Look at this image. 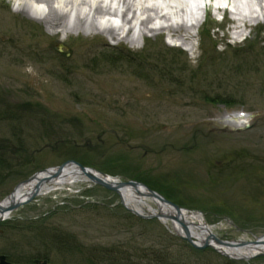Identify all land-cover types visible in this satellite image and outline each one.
<instances>
[{"label": "rangeland", "instance_id": "1", "mask_svg": "<svg viewBox=\"0 0 264 264\" xmlns=\"http://www.w3.org/2000/svg\"><path fill=\"white\" fill-rule=\"evenodd\" d=\"M204 1L210 5L195 29L191 52L166 31L140 39L139 28L132 32L137 42L121 44L100 35L65 37L63 32L42 40L51 34L43 23L20 11L17 0H0V111L10 105L19 114L13 115L19 117L14 121L0 119V144L14 149H5L9 163L17 156L29 162L17 176L7 172L0 202L33 174L74 160L64 157L70 155L72 143L71 155L78 152L94 159L85 166L121 181L141 182L133 174L151 180L158 186L154 190L165 197L164 193L172 194L170 200L201 216L224 241L264 237V123L258 120L240 132L220 131L225 113L256 117L246 118L243 127L264 118V54L259 49L264 47V17L235 28L229 0ZM242 8L248 16L250 9ZM248 48L251 62L232 57ZM103 53L116 58L120 54L129 62L107 61ZM216 93L238 103L227 107ZM34 104L46 108L50 116L38 107L31 109L36 117L17 108ZM42 115L52 127L50 138L42 136L46 132ZM54 132L64 139H52ZM19 141L29 152L16 150ZM32 151L37 153L30 155ZM147 200L159 209L151 197ZM67 205L71 207L66 211L58 209ZM123 213L138 222L131 221V228L130 221L122 219L120 224ZM139 213L130 211L117 193L79 181L37 196L8 219L56 222L94 246L118 243L123 250L134 240L139 243L135 247L147 253H185L189 243L175 231L171 219L164 222ZM30 239L0 229V256L14 263L9 256L13 252L15 259L49 252L50 264H84L78 251L58 252L49 241ZM192 240L197 243L195 237ZM193 248L201 251L196 257L203 264H264V254L237 259L210 246Z\"/></svg>", "mask_w": 264, "mask_h": 264}, {"label": "bare ground", "instance_id": "2", "mask_svg": "<svg viewBox=\"0 0 264 264\" xmlns=\"http://www.w3.org/2000/svg\"><path fill=\"white\" fill-rule=\"evenodd\" d=\"M229 1L234 9L235 28L259 20L261 15L264 17V0H256L255 5L251 2L241 3L242 0ZM17 4L26 16L43 23L51 31L50 35L41 36L42 40H49L51 36L63 32L65 37L100 35L104 40L107 37L121 44L125 40L137 42L138 38L145 39L147 33L156 35L166 31L169 36L188 45L191 52L195 51L191 40L197 34L193 30L201 23L206 10L203 5H210L205 4L204 0H17ZM242 6L250 9L248 16ZM137 28L139 36L136 39L132 32ZM243 32L241 30L240 34L243 35ZM243 117L241 113H225L223 121L227 125H232L235 120L240 124L239 120ZM55 172L56 168L39 172L33 180L20 184L14 195L3 201V207L7 209L12 202L24 201L34 193L42 196L79 181H92L88 174L73 164L65 166L58 175ZM148 193L144 187L125 186L121 189L122 200L130 209L160 215L164 222L172 215H179L180 223L173 222L172 225L181 236L189 234L199 244L209 242L218 251L235 258L249 259L264 254V237L258 243L241 240L232 245L217 244L211 237L213 231L201 216L184 210L179 213L168 204L152 198L159 207L156 209L149 204Z\"/></svg>", "mask_w": 264, "mask_h": 264}, {"label": "trees", "instance_id": "3", "mask_svg": "<svg viewBox=\"0 0 264 264\" xmlns=\"http://www.w3.org/2000/svg\"><path fill=\"white\" fill-rule=\"evenodd\" d=\"M262 43L260 42L259 45H261ZM261 50L260 53L264 54V47L259 48ZM241 53H234L232 57L238 58L241 61L244 62H249L250 60H248V57L250 58V56L252 54L251 53V48L248 49H242L240 51ZM104 58H106L105 60L107 61H118L120 60V62H129V59H125V57H122V55H118L119 58H116L114 55H106V54H102ZM112 56V57H111ZM121 58H123V60H121ZM251 62V61H250ZM139 68V66H138ZM140 69V68H139ZM205 72L208 73V71L206 70ZM223 77H227V75L223 76ZM228 80L227 78H225V81ZM220 93V92H219ZM219 93H216V98L218 102L223 101L222 103L227 106V107H232L235 104H237L235 101L231 102V101H227L224 98H221V95ZM242 104V103H240ZM6 109H1L0 111V119L1 120H8V121H14L15 119H18L19 117H14L13 115H19L16 112V108H11L10 105H6ZM32 107H38L40 109H42L44 111V113L48 116H50L48 113L49 111L44 108L41 105L38 104H34L31 105L30 107L24 106V105H18L17 108H20L21 110H23L28 116L30 117H36L33 114L34 111L31 110ZM27 109V110H26ZM16 113V114H15ZM46 115H42L43 121H42V125L44 128V132L42 134V136H47L49 134L50 131H52V127L49 128L48 125H46L45 123H47L45 117H47ZM27 116V117H28ZM29 117V118H30ZM46 119V120H45ZM48 124V123H47ZM50 129V130H49ZM51 134V132H50ZM49 134V135H50ZM54 136L53 138H56L57 141H62L64 138L60 137V136H56L55 132L53 134ZM18 137V136H17ZM51 137V135L49 136V138ZM44 139V137H42ZM68 139V138H65ZM60 144V143H59ZM72 144V143H71ZM71 144H69L70 146L68 147V149L71 150H67L70 155H64V157H68V158H72L74 160H77L79 162H81L84 165H91L93 164L92 162H94V159L92 158V156H90V158L87 157H83L81 156V154H79L78 152H76V154H72L73 152V145L71 146ZM17 146L23 148L24 145L22 144L21 141H19V143L17 144ZM5 148L9 147H5L4 145L0 144V185L2 186L3 184H5V179L7 178L8 174L7 172H12V177H14L15 175L17 176L20 171L19 169L21 167L24 168V166H28L29 162H19L16 158H15V162H8L7 161V156H6V152L3 150ZM87 153V152H85ZM88 155V154H86ZM63 157V158H64ZM14 163V164H13ZM13 164V165H12ZM101 170L112 174L111 170H107V169H102ZM5 171V173L3 172ZM135 177L138 180H141L142 182L146 183L147 185H149L151 188L153 189H158V186L154 185V183L151 180H148L144 177H141L138 174H133L131 175V177ZM166 195V197L171 198L172 194H167L164 193ZM173 199V198H171ZM75 206V205H73ZM90 206V205H88ZM71 206H65V207H60L58 209H63V210H67L68 208H70ZM124 215H120L119 218V222L121 224V220L124 219V221H130L127 222L128 223V228H131L134 226V224H132V226H130L131 221L132 223L135 222V220L138 222V220L136 218H134L133 215H130V213H123ZM116 216L113 218V215L111 217V219H115ZM120 224H117L116 227ZM0 229H5V231H9L11 234L12 233H24L26 236L30 235L31 239L30 240H34L37 242H40V240L42 242H44V244L49 241L53 244L54 248L57 249L56 251L58 252H64L67 253L69 252H73V251H78L80 252V259L84 264H120L123 262V264H195V260H196V255L201 252L197 249H194L193 247H191L189 244L185 243L184 246H186V250L184 251L185 253L180 255V253H173L171 252V254H166V255H158L155 253H147L146 250H143L141 248V246H137L135 247L137 244L136 241L131 240V241H127L125 243V249L121 250V248L119 247V244H111V245H105V244H99V245H90L87 242H82V239L76 235L74 232L68 230L66 231V229L63 227V225L59 224V223H53V222H43V223H39V222H32L29 220H25V221H5L3 223L0 224ZM142 235V234H141ZM44 240V241H43ZM84 241V240H83ZM140 248V249H139ZM136 249V250H133ZM49 251V249H48ZM141 251H143L144 253H142ZM140 252V253H139ZM189 253V254H187ZM11 257H13L15 262L14 263H21V262H27V261H31L34 258H43V259H47L48 261L51 260V254L49 252L47 253H39L36 256H34V258H28V259H15L16 256L13 253H10ZM186 258V259H185ZM9 259V257H8ZM31 259V260H30ZM10 260V259H9ZM196 264H203V262H200L199 259L197 258L196 260ZM234 264V263H232Z\"/></svg>", "mask_w": 264, "mask_h": 264}, {"label": "water", "instance_id": "4", "mask_svg": "<svg viewBox=\"0 0 264 264\" xmlns=\"http://www.w3.org/2000/svg\"><path fill=\"white\" fill-rule=\"evenodd\" d=\"M70 164H73V165H77L78 167L81 168V170L88 174L91 178V180L93 181V183H95L96 185H100L102 187H104L105 189L109 190V191H112V192H115V193H118V195H120L121 197V201L122 203H124V201L122 200V195H121V189L124 188L125 186H132L134 188H139V187H144L146 189H148V197H151L153 199H159L160 201L168 204L170 207H172L173 209L177 210V212L181 213V207L168 200L167 198H165L163 195H161L160 193H158L157 191L149 188L147 185H145L144 183H141L139 181H134V180H129V181H115V180H112L110 178V176H108L107 174H104L102 172H99V171H96L95 169L93 168H89V167H86L84 166L83 164H81L80 162L78 161H74V160H69V161H66L65 163L59 165L58 167H56V172L55 174L58 175L63 169L65 166L67 165H70ZM49 169H46L44 171H48ZM37 176V173L33 174L31 177H29L26 181H24L25 183H28L29 181L33 180L34 177ZM17 189V188H16ZM15 189V191H16ZM15 191L10 195L13 196ZM36 196V194H32L29 198H27L26 200L24 201H16V202H12L8 207L7 209H5L2 205V203H0V212H1V215H0V222L4 220V218L6 217L5 215L17 210L19 207L23 206L24 204H27L29 203L34 197ZM125 205V203H124ZM130 211H132L134 214L136 215H140L139 212H137L136 210H133V209H130ZM155 217H158V218H161L160 215H153ZM143 217V216H142ZM171 220H173L174 222H178L180 223V217L179 215L178 216H175V215H172V217H169ZM182 222V221H181ZM184 226V229L187 231V227L185 225ZM187 233V232H186ZM211 237L217 242V244H226V245H232L234 244L235 242H228V241H224L222 239H219L217 238L214 234L212 235L211 234ZM183 238L185 240H187L193 247L195 248H205V247H213L215 248L213 245H211L209 242H205V243H202V244H197L195 243L193 240H192V236H190L189 234H187L186 236H183ZM261 239H258L256 241H254V243H258ZM216 249V248H215ZM226 256L229 257V255L227 254H224ZM0 264H11L8 260H7V256L6 255H1L0 256ZM26 264H48V261L47 260H39V259H36L34 260L33 262H29V263H26Z\"/></svg>", "mask_w": 264, "mask_h": 264}, {"label": "flooded vegetation", "instance_id": "5", "mask_svg": "<svg viewBox=\"0 0 264 264\" xmlns=\"http://www.w3.org/2000/svg\"><path fill=\"white\" fill-rule=\"evenodd\" d=\"M9 150V149H8ZM11 151H13L14 149H10ZM16 150H21L20 148L19 149H16Z\"/></svg>", "mask_w": 264, "mask_h": 264}]
</instances>
